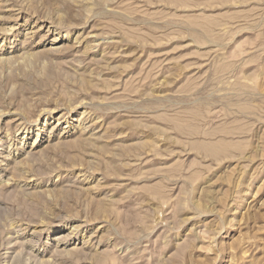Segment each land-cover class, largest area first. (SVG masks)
Returning a JSON list of instances; mask_svg holds the SVG:
<instances>
[{"label":"rangeland","instance_id":"obj_1","mask_svg":"<svg viewBox=\"0 0 264 264\" xmlns=\"http://www.w3.org/2000/svg\"><path fill=\"white\" fill-rule=\"evenodd\" d=\"M0 264H264V0H0Z\"/></svg>","mask_w":264,"mask_h":264}]
</instances>
